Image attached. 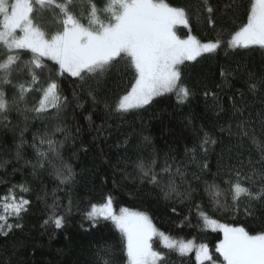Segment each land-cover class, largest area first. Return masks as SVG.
I'll return each mask as SVG.
<instances>
[{
    "label": "trees",
    "instance_id": "1",
    "mask_svg": "<svg viewBox=\"0 0 264 264\" xmlns=\"http://www.w3.org/2000/svg\"><path fill=\"white\" fill-rule=\"evenodd\" d=\"M106 2L96 0L101 8ZM165 2L172 6L201 5V0ZM211 2L218 8L212 17L214 25L208 22L206 11L197 19V10L193 7L189 9V26L175 29L182 39L191 34L201 43L220 41V46L213 52L179 65L180 83L191 92L183 103L178 99V91H173L154 97L150 104L141 108L118 113L114 111L118 99L134 83V69H131L127 57L116 66L120 71L113 69L89 81L93 95L88 94L87 85L80 87L83 82L78 78L67 73L60 76L55 63L43 59L44 68L37 70L39 83L35 87H46L51 76L60 86L62 99L66 97L68 102L59 112L49 109L46 114L38 116L34 112L23 111L25 106H35L40 98L39 92H30L27 104L20 105L21 111L14 109L10 113L7 126L0 122V196L12 185H17V198L22 195L31 201L22 219L9 218L8 221L18 222L23 227L13 229L7 237L0 235V260H11L12 264H103V260L108 258L105 255L107 250L113 264H128L122 232L111 219L98 217L93 220L87 215L93 204H103L109 197L114 210L126 208L149 217L158 233L207 245L215 264H223V257L216 252V246L224 237L220 229L208 228L201 212L218 224L244 227L250 235L264 232V215L258 206H255L254 215H247L244 200L237 210L231 205L230 195L227 203L225 195L215 203L207 191L212 184L218 185L222 192L228 189L225 183L229 179L227 168L218 171L222 151L225 164L236 163L235 158L228 160L225 151L227 146L236 143V138L230 140L226 132H220L221 126L227 129L229 124L235 131V122L224 113L217 114L212 93L218 94L221 103L229 108L227 97L237 90L245 91L244 81L250 74L257 78L264 75V48L259 45L232 48L227 43L231 35L247 22L250 0H234L238 7L233 11H224L226 0ZM71 11L87 25V12L81 9L79 0ZM101 18L105 19V16L102 14ZM36 22L49 33L57 28L53 14L47 10L36 16ZM5 52L0 45V57ZM21 55L20 66L23 67L32 54L21 50ZM222 70L232 75L222 76ZM19 82L28 84L31 77H14V83ZM12 94L9 91L10 97ZM260 103L259 98L250 100L257 112ZM57 128L64 129V132L56 131ZM204 133H209L219 143L209 145L206 155L204 150L197 148L194 159L192 149L199 145ZM44 135L63 144L60 153L72 169V178L66 183H61L62 177H58L52 167L33 169L37 160L31 146L33 137L39 144V138ZM21 139L26 143L22 158L17 159L16 145ZM47 147L45 144L41 150ZM242 151L247 157L248 146ZM255 155L253 152V157ZM138 158L146 164L156 159V172L165 161L172 166L173 173L179 168L183 177L174 176L177 190L190 195L181 199L172 193L165 198L160 187H153L146 180L142 182L135 163ZM205 163L208 165L206 169L203 168ZM21 184L31 191L21 192L18 187ZM53 204L57 206L56 214L63 217L59 229L54 224L44 223ZM151 244L153 250L163 256L158 264H199L193 254H180L173 248H167L157 237L152 238Z\"/></svg>",
    "mask_w": 264,
    "mask_h": 264
},
{
    "label": "snow or ice",
    "instance_id": "2",
    "mask_svg": "<svg viewBox=\"0 0 264 264\" xmlns=\"http://www.w3.org/2000/svg\"><path fill=\"white\" fill-rule=\"evenodd\" d=\"M76 0H0V45L6 50L0 57V122L5 126L8 117L15 109L21 111L20 105L27 104L30 92H39L40 98L35 106H25L24 112H34L38 116L46 114L49 109L59 110L67 104V98L62 99L57 80L49 77L46 87L36 88L39 83L37 70H42L43 59L47 58L58 67V74L67 73L78 78L87 85L89 95H93V86L89 83L93 78L104 76L127 57L131 69H134V83L125 95L118 99L114 111L127 113L132 109L141 108L151 103L154 97L166 92L178 91V99L183 103L191 92L187 86L181 85V65L185 60L193 61L201 53L212 52L220 46V41L201 43L194 35L180 38L176 33V26H189V9L196 7L197 19L206 11L208 22L214 25L212 17L218 8L213 7L211 0H201V5L189 4L172 6L165 0H107L104 6L98 7L96 0H79L81 9L87 12L88 23L85 25L71 11ZM238 7L234 0H226L224 11H233ZM53 14V23L57 25L55 31L49 33L36 22V16L44 11ZM102 14L105 19H102ZM230 47L248 48L259 45L264 48V0H250V11L247 12V22L231 35L228 40ZM21 50L32 54V58L20 66ZM127 70V68L125 69ZM222 76L232 75L222 70ZM31 77V82L14 83V77ZM245 91L237 90L227 97L230 105L226 108L221 103V97L214 96V107L217 114L224 113L230 120L225 129L220 127L221 133H227L236 143L227 146L225 151L228 160L235 158V164L224 163V152L221 153L218 171L227 168L229 179L226 192H222L218 185H209L207 191L213 202L219 203V197L231 196V205L237 210L242 200L245 201V213L254 215L258 206L264 215V75L256 77L250 74L244 81ZM9 91H12L11 97ZM205 95H208L206 92ZM238 97V98H237ZM95 99V97L93 96ZM260 99V110H253L250 100ZM106 107H109L106 105ZM112 110V109H110ZM56 131L64 132L57 128ZM101 131L98 129V132ZM23 136V133H21ZM26 141L23 139L16 145L17 159L22 158V150ZM219 140L209 133H204L203 139L197 147L192 149L193 158L198 149L204 150L205 155L209 145H215ZM47 144L46 150H41ZM248 146L245 157L242 149ZM32 148L37 157L33 169L52 167L61 183L72 178L71 166L65 163L60 148L62 142H57L47 135L33 137ZM253 152L256 153L253 157ZM7 163V162H5ZM26 163H32L26 161ZM140 171L141 181H147L153 187H160L165 198L175 193L181 199L190 193H180L174 181L175 175L183 177L180 169L172 172V166L165 161L159 172L155 171L158 161L152 159L145 163L142 158L135 162ZM2 167V165H0ZM203 168H208L207 163ZM165 177L167 181L165 182ZM21 192L27 193L31 189L23 184L18 186ZM17 185H12L3 196H0V235L7 237L13 229H21L20 223H9V218L22 219V214L28 211L31 201L22 195L17 198ZM56 205L50 206V215L45 224H54L57 229L62 227L63 217L56 214ZM200 205H197L199 208ZM175 211V208L172 209ZM90 219L98 217L112 219L116 227L122 232L126 241V255L128 264H158L163 259L160 252L154 251L151 240L156 235L148 217L142 213L129 212L121 208L120 214L112 212V199L109 197L103 204H93L87 213ZM205 224L214 230L219 228L223 232V240L216 246V252L223 257V264H264V232L250 235L244 227H232L218 224L201 212ZM167 248H178L181 253L188 251L191 242L170 241L163 233L159 234ZM107 259L103 264H113L111 254L105 250ZM197 261H212L213 257L207 245L201 244L196 250ZM0 264H12L11 260Z\"/></svg>",
    "mask_w": 264,
    "mask_h": 264
},
{
    "label": "rangeland",
    "instance_id": "3",
    "mask_svg": "<svg viewBox=\"0 0 264 264\" xmlns=\"http://www.w3.org/2000/svg\"><path fill=\"white\" fill-rule=\"evenodd\" d=\"M182 25H178V26H176V27H181ZM250 46H257V45H250ZM249 46V47H250ZM232 48H236V47H232ZM241 48H243V47H241ZM213 52V51H212ZM205 53H209V52H205ZM201 55H204V53H201ZM201 55H199V56H201ZM198 56V57H199ZM51 61V60H50ZM185 61H187V60H185ZM53 62V61H52ZM167 93H171V92H166V93H164V94H167ZM163 95V94H162ZM160 96V95H159ZM156 97H158V96H156ZM136 109V108H135ZM126 209V208H125ZM121 210V209H120ZM120 210H114V208H112V212L115 214V215H119L120 214ZM128 210V209H127ZM129 212H134V211H131V210H128ZM137 212V211H136ZM137 213H139V212H137ZM100 218H103V217H100ZM110 219V218H109ZM148 220L151 222V220H150V218L148 217ZM111 221L114 223V221L111 219ZM115 224V223H114ZM152 224V223H151ZM208 228L210 229V230H214L213 228H211V227H209L208 226ZM216 229H219V228H216ZM215 231V230H214ZM156 235H154L152 238H154V237H157L159 240H160V242L162 243V245H164V241L162 240V238H161V236L159 235L160 234V232L158 233L157 231H156ZM222 235H223V232H222ZM165 236V235H164ZM169 238V237H168ZM125 239V238H124ZM169 240L170 241H174V242H176L177 244L179 243V242H186V241H183V240H177V239H174V238H169ZM189 242V241H188ZM191 242V244H192V246H191V248L188 250V251H186L185 253H183V254H193V258H195V260H196V262L197 263H199V264H202L203 262H206V261H197V259H196V250L199 248V246L201 245V244H197V243H195L194 241H190ZM203 244V243H202ZM205 245V244H204ZM173 249H175L176 251H178L180 254H181V252L179 251V249L178 248H173Z\"/></svg>",
    "mask_w": 264,
    "mask_h": 264
}]
</instances>
